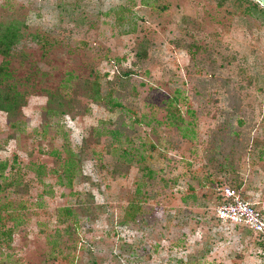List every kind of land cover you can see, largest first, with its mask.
<instances>
[{
  "label": "rangeland",
  "instance_id": "1",
  "mask_svg": "<svg viewBox=\"0 0 264 264\" xmlns=\"http://www.w3.org/2000/svg\"><path fill=\"white\" fill-rule=\"evenodd\" d=\"M261 7L0 0L29 92L0 110V264H264L214 213L221 183L264 211Z\"/></svg>",
  "mask_w": 264,
  "mask_h": 264
},
{
  "label": "trees",
  "instance_id": "2",
  "mask_svg": "<svg viewBox=\"0 0 264 264\" xmlns=\"http://www.w3.org/2000/svg\"><path fill=\"white\" fill-rule=\"evenodd\" d=\"M261 9L264 10V7H261ZM19 36L20 25L18 20L0 21V110L6 112L12 123L14 122L12 119L21 112V107L27 103L29 95L27 90H20L17 88L15 81L10 80L13 75L9 67V56ZM144 50H138V56H144ZM47 95L49 102L56 100L58 106H60L61 97H59V94L47 90ZM89 96L94 98L92 94ZM77 159L79 160V157ZM68 167L66 166V168ZM260 241L264 245V241Z\"/></svg>",
  "mask_w": 264,
  "mask_h": 264
},
{
  "label": "built area",
  "instance_id": "3",
  "mask_svg": "<svg viewBox=\"0 0 264 264\" xmlns=\"http://www.w3.org/2000/svg\"><path fill=\"white\" fill-rule=\"evenodd\" d=\"M217 194L218 200L214 206L217 219L247 226L264 241V211L229 184L218 185Z\"/></svg>",
  "mask_w": 264,
  "mask_h": 264
},
{
  "label": "water",
  "instance_id": "4",
  "mask_svg": "<svg viewBox=\"0 0 264 264\" xmlns=\"http://www.w3.org/2000/svg\"><path fill=\"white\" fill-rule=\"evenodd\" d=\"M259 1L262 5H264V0H257Z\"/></svg>",
  "mask_w": 264,
  "mask_h": 264
}]
</instances>
